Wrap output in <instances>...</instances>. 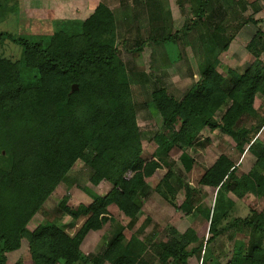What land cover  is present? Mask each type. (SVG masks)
Here are the masks:
<instances>
[{"label": "trees", "instance_id": "obj_1", "mask_svg": "<svg viewBox=\"0 0 264 264\" xmlns=\"http://www.w3.org/2000/svg\"><path fill=\"white\" fill-rule=\"evenodd\" d=\"M241 4L236 2L225 21L205 25L208 33L200 40L208 47L198 51L203 62L201 78L183 99H174L165 88L152 93L163 124L152 138L154 148L148 156L136 122L129 74L119 57L117 18L105 4L100 3L92 16L73 29L54 34L46 44L18 40L21 60L0 59V162L4 163L0 166V264H7L6 256L23 244L28 246L32 264H187L188 258L200 259L203 239L191 229L178 239L166 237L151 247L138 234L127 239L123 232L117 233L96 259L84 257L80 247L90 232H99L111 222V206L134 224L142 207L140 199L149 187L147 181L164 167V158L179 150L190 171L194 161L186 152L201 141L205 129L230 138L236 151L247 150L255 164L238 179L236 165L222 155L199 184L231 191L239 198L262 195L264 144L254 140L249 145L253 132L258 133L264 124L254 108L256 95H264L261 31L248 46L255 60L244 73L221 72L220 61L213 57L216 52L227 53L243 28L258 25L244 16L247 8ZM181 40L179 32L162 31L156 42L178 45ZM139 43L134 51L142 50ZM73 85L78 86L76 91ZM250 120L258 124L248 129ZM77 161L90 168V182L101 188L103 196L91 195L93 202L76 210L66 208L64 200L61 210L75 221L83 219L73 237L49 221L29 232V222ZM171 175L169 171L164 176L156 192L184 217L202 216L209 223L207 245L230 233L234 246L227 264H264L260 245L264 213L252 220L235 219L217 229L219 218L213 219L214 211L201 206L200 192H192L178 205ZM243 228L254 229L248 239L238 236L245 235Z\"/></svg>", "mask_w": 264, "mask_h": 264}, {"label": "rangeland", "instance_id": "obj_2", "mask_svg": "<svg viewBox=\"0 0 264 264\" xmlns=\"http://www.w3.org/2000/svg\"><path fill=\"white\" fill-rule=\"evenodd\" d=\"M125 0H0V59L13 58L21 60L22 49L18 40L29 42L47 43L54 34L67 28L73 29L76 24L93 15L100 3L109 7L117 18V48L119 57L127 68L129 82L136 105V122L141 133V141L145 156L153 151L152 138L162 127V118L152 101V93L158 88H165L168 95L180 101L201 78L202 61L198 51L208 47L201 44V40L195 37L191 30L182 35L181 43L162 44L158 39L140 38V30L145 33V24H132V14L129 9L122 8ZM98 4V5H97ZM130 6V4H129ZM246 17H254L257 26L248 25L243 28L242 34H237L225 54L215 53L220 61V70L223 73L234 70L239 74L245 72L255 58L248 46L251 40L261 31L264 40V0H260L256 8L248 9ZM125 15V16H124ZM245 16V15H244ZM148 27V26H147ZM78 30V28L76 27ZM71 31V30H70ZM208 40V39H205ZM136 41L143 45L141 51H134ZM138 45V44H137ZM210 46V45H209ZM207 51V56H208ZM264 63V50L259 53ZM208 58V57H207ZM212 58H209L211 61ZM254 108L258 112L259 120L264 119V95L259 92L255 97ZM248 129L258 124V121L250 120ZM245 124V125H246ZM255 135L254 140L264 144V124ZM201 141L186 154L194 163L190 171H186L182 152L173 150L164 158V167L147 181L149 185L141 201V211L136 222L126 218L115 206L109 208L112 216L103 230L90 232L84 239L80 249L84 257L96 259L100 257L107 247L108 242L117 234L124 233L129 239L132 235H140L142 243L151 247L161 243L166 237H181L188 229L193 230L204 244V263L225 264L233 255L234 241H230V233L218 237L212 244L207 245L211 238L209 223L202 216L184 217L169 201L156 192V187L164 176L171 171L170 185L174 190V199L178 205L194 191L201 193V206L213 212L212 218H219L217 229L231 225L235 219L252 220L257 214L264 213V192L261 196L246 194L239 198L238 194L219 189L201 186L199 181L203 175L222 155L229 157L237 167L235 176L240 179L249 173L255 159L246 150L239 154L235 143L228 137L205 129L201 134ZM3 143V142H2ZM4 155L5 153L2 152ZM185 154V155H186ZM4 163L0 162V166ZM91 170L83 162L77 161L67 177L60 183L56 190L39 209L36 215L27 225L26 229L33 232L45 222H50L59 229L73 237L80 229L83 219L75 221L61 210L64 200L67 199L66 208L78 209L79 206H89L92 196L102 197L101 188L94 187L91 182ZM92 195V196H91ZM249 238L254 229L243 228ZM232 233V232H231ZM255 238L259 236L254 234ZM253 238V236H252ZM246 244V243H245ZM264 247V241L260 244ZM7 264H32L28 246L22 247L8 254ZM148 259H150L148 257ZM189 264H199L196 258H192Z\"/></svg>", "mask_w": 264, "mask_h": 264}, {"label": "crops", "instance_id": "obj_3", "mask_svg": "<svg viewBox=\"0 0 264 264\" xmlns=\"http://www.w3.org/2000/svg\"><path fill=\"white\" fill-rule=\"evenodd\" d=\"M238 1L242 3L240 7L245 4L248 10L256 8L260 0H125L121 7L129 9L133 15L130 22L138 24V29L140 24H145V33L139 29L142 40L150 39L151 35L157 40L161 38L162 31L183 35L189 30L200 40L208 33L205 25L225 21ZM195 24L198 26L193 27ZM192 258L195 257L188 258L187 264ZM196 260L205 264L203 256ZM217 264H221L220 261Z\"/></svg>", "mask_w": 264, "mask_h": 264}, {"label": "water", "instance_id": "obj_4", "mask_svg": "<svg viewBox=\"0 0 264 264\" xmlns=\"http://www.w3.org/2000/svg\"><path fill=\"white\" fill-rule=\"evenodd\" d=\"M77 89H78V86L77 85H73L72 91H76Z\"/></svg>", "mask_w": 264, "mask_h": 264}]
</instances>
